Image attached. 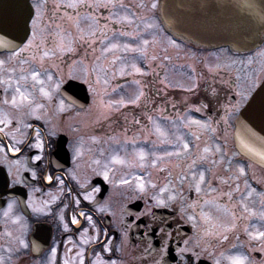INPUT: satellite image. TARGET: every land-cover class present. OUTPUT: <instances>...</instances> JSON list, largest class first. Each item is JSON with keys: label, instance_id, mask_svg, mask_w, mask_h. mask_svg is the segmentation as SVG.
Listing matches in <instances>:
<instances>
[{"label": "flooded vegetation", "instance_id": "af4514ba", "mask_svg": "<svg viewBox=\"0 0 264 264\" xmlns=\"http://www.w3.org/2000/svg\"><path fill=\"white\" fill-rule=\"evenodd\" d=\"M159 1L155 0L156 7L153 8L152 0H115V6L109 0H83V5L72 8L68 6L70 0L62 3L61 0H0V10L3 11L0 14V36L21 48L32 34L35 6L40 5L43 13L31 48L9 59L15 49L0 47V60L7 61L0 66V119L10 121L0 124L3 129L0 144L4 145L0 148L1 264H64L65 260L80 264L78 254L83 256L84 264H93L94 261L100 264H112L113 261L115 264H214L221 251L225 255L240 253L246 256L245 264H264V248H256L264 245V241L248 235L257 230L254 224L264 231V220L244 211L246 206L241 204L240 194L224 196L220 189L224 182L228 187L229 179L236 176L238 182L235 185L244 191L250 166L264 174V169L238 155L234 148V115L241 108V95L236 98L225 87H222L224 92L217 91L212 83L198 84L197 93L191 96L190 107H193L192 114L206 120L205 124L210 127H202L199 139L179 153L176 150L180 141L174 142L169 124L179 119L175 113L185 104L180 99H174L176 103L171 107L161 102L164 107L157 109L160 113H154V107L160 101L155 99L151 88L159 76L147 77L145 91L138 94L141 99L128 105L134 108L116 111L117 119H108L109 124L90 125V113L102 114L104 111L92 108L93 99L100 98L96 92L99 85L95 90L91 89V79L86 71L83 79L78 81L84 85L80 92L69 89L68 98H74L77 105L61 95V89L73 80L72 75L80 66L78 53L85 49L83 40L89 28L78 23L83 19L81 14H90L84 21L92 24L95 35L106 33L108 37L131 32L135 23L144 20L141 32L150 29L159 44L158 37H169L160 17ZM55 6L57 9L54 10ZM94 12L95 23L91 16ZM148 19L152 23L146 25ZM101 29L102 32L98 33ZM10 32L14 35L12 39ZM61 47H71V51H61ZM45 51L55 55L42 58ZM163 54L159 48L156 56L160 58ZM32 70L40 72L43 83L31 78L29 73ZM46 73L52 76L51 80ZM22 76H27V80H22ZM17 81L31 97L30 102L25 101L19 107L5 102L11 101ZM57 84L59 87H53ZM40 88L50 92L51 97L41 93ZM227 93H230L229 104L225 100ZM123 114L131 120L130 124L121 119ZM37 128L42 148L34 146ZM123 132L133 135L130 144H122L131 147L124 146L130 158L144 151L142 164L138 158L128 161L127 157L121 156L122 146L119 145L123 142L120 139ZM206 143H211L208 147L211 151L205 153L210 159L201 160ZM154 144H158L155 150ZM8 145L19 147L20 151H12ZM217 145L219 151H216ZM157 151L164 152L160 158L155 156ZM165 153L175 156L169 157ZM113 155L128 162L113 161ZM37 156L40 159H35ZM177 156L183 164H190L191 160L209 166L214 164L204 170L205 180L200 187L206 189L200 191V196L195 195V178L200 172L192 167L183 169L181 174L169 173L162 179L179 181L176 190L165 188L160 192L155 188L161 184L154 185V180L167 173L160 165L171 158L177 159ZM153 159L157 160L155 165L151 162ZM238 165L245 167L244 173L238 172ZM104 172L108 173L107 179ZM192 173L196 174L195 177ZM48 176L53 179L48 180ZM182 176L188 178L178 179ZM121 179L127 182L122 184ZM141 180L145 185L143 191L138 187ZM209 188L215 189L213 194ZM206 200L209 202L205 203ZM257 209L254 212L259 213L264 210V205ZM82 212L83 216L80 215ZM202 212L209 218L206 219ZM73 216L76 224L71 222ZM88 216L92 218L91 223ZM190 216L194 219L190 220ZM232 222L235 227L224 233L228 239L220 240L215 233L222 231L224 223ZM194 223L196 227H193ZM84 228L88 232L84 233ZM82 235L88 238V243H84ZM21 239L24 244L19 243ZM53 247L56 248L55 254L51 252ZM221 264L229 262L221 258Z\"/></svg>", "mask_w": 264, "mask_h": 264}, {"label": "rangeland", "instance_id": "374dc122", "mask_svg": "<svg viewBox=\"0 0 264 264\" xmlns=\"http://www.w3.org/2000/svg\"><path fill=\"white\" fill-rule=\"evenodd\" d=\"M82 1L83 0H80V4L78 6L83 5L81 4ZM55 9H57L56 6L54 7V10ZM93 11H95V9ZM95 13L96 12L91 14V16ZM87 14L89 13L87 12L85 14H81L80 17L83 19L82 21H78L79 24L81 22L82 25H85L89 28V31L86 35H84L85 38L83 40L85 43V49L80 54L82 58L84 57L85 61L83 59L82 61L78 62V64L80 63V66L76 67V71L73 73L72 79L77 82L81 81L83 79L84 72L86 71V75L92 79L90 80L91 89H96L91 81H93L96 86L99 85V89L96 92L100 98L99 100L98 98L93 99L94 107L92 108L104 111V113L100 114L97 111L90 113V125L109 124L110 122L108 119H117L116 114L118 111L116 112L115 110H120L122 106H125L123 109H126V107L134 108L127 106L130 103L120 104L110 102H118L121 99L125 101L134 99L139 93H143V91H145L144 86L148 82L147 77H150L151 79L153 76H159V80L157 82L154 81L151 88L155 99L157 98V100L160 101L154 107V113H160L159 111L157 112V109L164 107L161 105V102L164 104L168 103L169 107H171L174 103H176L174 99H180L185 104L182 105L181 109H178V111L175 113L179 119L177 118L172 120L169 124V129L172 130V134L175 136L174 142L180 141L179 148H182V141L191 143L196 140L197 136L201 135V125L194 122L201 121L203 123H207L206 120L194 116L192 114L193 107H190L191 103L193 102L191 96L197 93L198 84L206 82L212 83L213 87L215 86L214 88L217 91L221 90L223 92L224 90L222 87L229 88V91L232 92L231 95L234 97L241 95L239 99V107L242 108L246 103V100L258 86V83L264 77V56L259 54L262 50H264V44L260 47H257L256 49L250 50L249 52L243 51L242 53H236L230 51L228 47H220L211 51V54H208L205 50H196L189 48L187 45L176 43L170 36L168 37L165 35L163 39L161 36L158 37L159 44L156 46L154 43L156 36L154 35L153 31L149 29L145 33L141 32L142 25L145 22L144 20L138 24L135 23L136 27L131 31L133 35H127L124 33H116L115 36L111 37L106 36V33L88 35V33L92 32L93 26L91 23L84 21L87 17ZM146 22L147 24L152 23V21L149 19L146 20ZM102 30L103 29H101V31L98 33L102 32ZM144 40L148 41L147 45L143 44ZM113 43L118 44L120 47L116 49L110 48L108 52L103 51L104 48H107L109 44ZM125 45H133V48L125 51ZM161 45L164 49H166L162 50ZM158 46L161 51H170V54H168V59H164L162 58V55H160L161 60L164 59L162 62L163 65L161 67L159 66L161 65L159 58L156 59L155 65L153 64L154 60L152 59L155 54V50L158 49ZM169 46L172 48L169 49ZM135 47L144 48L145 51L143 53L135 51ZM114 56L119 57V59L114 60ZM133 63L136 66L142 68L144 71L142 73H136L132 68ZM125 65H127V67H125ZM81 67L84 69L79 72ZM99 68L101 70L98 75L97 70ZM121 68L124 69L123 75H121L120 72ZM159 68H161V71H159ZM98 77L99 82H97ZM105 80H107V84L104 83ZM136 81H139V83H136ZM193 85L196 87H192ZM229 94L230 93L226 94L225 100L228 101L227 104L230 103ZM112 110H114L115 113L112 112ZM126 116V114H123L121 119L124 120L126 124H130L131 120H127ZM154 120L157 121L158 118H154ZM224 122L226 123V121ZM154 124L156 125V123ZM169 133L170 131L168 130V134ZM132 137L133 135L129 136L125 132L120 134V139L121 141L123 140L121 145H119L120 147L122 146L120 151L121 156L124 158L127 157L128 161H134L137 158L140 159L139 155L130 158L128 149L126 148L131 147L127 144L122 145L124 143L130 144L129 141ZM210 144L211 143L207 145L206 143L204 147L208 148ZM157 146L158 144H154V150L157 149ZM163 153L164 152L160 153L157 151L155 156H159L160 158ZM168 156L173 157L175 154L171 153V155ZM203 156L206 157L207 160L210 159L209 155L205 154V152H203ZM179 158V156H177V159L171 158L160 165L162 171L167 173L162 174L159 180H154V185L155 183L161 184L159 186H155V188L160 189L163 187L171 190L177 189L179 181L168 182L162 179L167 178V174L169 173L181 174L183 169L192 167L190 164L181 163V159ZM212 166L214 167V164L209 166L205 163H196V166L192 168L196 172H200L204 171L206 168L209 169ZM165 168H168V170ZM183 178L188 177L182 176L181 179ZM195 179L196 184V181L199 179V177ZM230 181L233 182V184L229 183ZM237 182L238 180L236 179V176H233L229 179L227 183L228 187H225L226 182H224L220 187L221 192L225 193L223 195L226 196L227 193L240 194L238 198H241V204L246 206L251 211H257L258 206L264 205V195H262L264 194V174L256 172L254 167L250 166L244 191L242 190L243 188H240V186L237 187L235 185ZM211 183L213 185V180H210V184ZM220 183L222 182L220 181ZM203 189H206V187L201 186V190ZM211 192L212 194L214 193V191ZM195 195L200 196V192L197 193L195 191ZM221 196L222 195H219V197ZM254 226L257 228V230H259L257 224H254ZM256 248L262 250L264 245H257Z\"/></svg>", "mask_w": 264, "mask_h": 264}, {"label": "water", "instance_id": "95a60500", "mask_svg": "<svg viewBox=\"0 0 264 264\" xmlns=\"http://www.w3.org/2000/svg\"><path fill=\"white\" fill-rule=\"evenodd\" d=\"M161 15L173 33L204 47L250 50L260 44L264 33V0H161ZM9 37H14L12 32ZM72 86L80 92L78 84L70 82L65 96ZM233 140L241 156L264 168L258 155L264 150V79L240 110Z\"/></svg>", "mask_w": 264, "mask_h": 264}, {"label": "snow or ice", "instance_id": "6c2138e0", "mask_svg": "<svg viewBox=\"0 0 264 264\" xmlns=\"http://www.w3.org/2000/svg\"><path fill=\"white\" fill-rule=\"evenodd\" d=\"M62 2H63V0H61V3ZM109 2L110 3H113V6H115V0H109ZM79 4H80V0H70L68 6L69 7H72V8H76ZM59 6L60 5L58 4L57 7H59ZM121 6H123V5H121ZM35 7H36L37 11H36V15L34 17H32V34L27 37V42L24 45V48H21L19 45L15 44V43H13L11 41H8L6 37L0 36V47H7V48L15 49V51L12 52L11 56L9 57V59L15 58L17 53H22L23 51H25L26 49L31 48L34 45V43L36 41V37H37V30L36 29H37L38 21H39V18L43 15V13L40 10V5H36ZM151 7H153V8L156 7L155 0H152ZM90 18H92V17L90 16ZM92 19H93V23H95L94 18H92ZM124 19H128V17H124ZM93 34H94V32L88 33V35H93ZM126 34L127 35H133V33H131V32H128ZM143 44L144 45H147L148 44V41L147 40H144L143 41ZM119 47L120 46L118 44H114L113 43V44H109V46L107 48H104L103 51L104 52H108L110 48L111 49H116V48H119ZM130 48H133V45H125L124 46L125 51H127ZM64 50L71 51V47H69L67 49H64L63 47H61V51H64ZM134 50L135 51H138V52H141V53H143L145 51V49L144 48H141V47H135ZM259 54L261 56H264V50H262L261 53H259ZM50 55H55V53H52V52H49V51H45V52L42 53V58L43 57L50 56ZM33 58L35 59V57H33ZM113 59L116 60V59H119V57H115L114 56ZM152 59L155 60L156 57L153 56ZM165 59H168V57L165 56ZM6 62L7 61H5V60H0V66L4 65ZM20 63L23 64V63H25V61H20ZM125 67H127V65H125ZM132 68H133V70L136 73H142L144 71L142 68L136 66L134 63L132 65ZM9 71H12V69H9ZM22 71H23V69H22ZM120 72H121V75H123L124 74V69L121 68ZM29 74H30L31 78L34 81L35 80H39L40 83H43V81L40 80V75L41 74H40L39 71L32 70ZM46 75H47L48 80H51L52 79V76L50 74H47L46 73ZM27 78H28L27 76H22L21 77L22 80H27ZM9 80H11V77H9ZM97 82H99V77L97 78ZM104 83L107 84V80H105ZM136 83H139V81H136ZM53 87H59V85L58 84L57 85H53ZM181 87H182V85H181ZM192 87H196V86L193 85ZM40 92L43 93L45 96L51 97V93L48 92V91H46L44 88H40ZM142 94L143 93H140V95H142ZM140 95H137L135 97V99H132V100L125 101V100L121 99L118 102H110V103H120V104L132 103V104H135L140 99ZM30 99H31V97H30V93L28 92V90L26 88H23L20 85V82L17 81V85L15 87V91H14V94L12 96L11 101L5 100V102L6 103H11L12 105L19 107L25 101H29L30 102ZM62 103L63 102L61 101V104ZM37 107H39V105H37ZM205 107H206V105H205ZM197 110H199V109H197ZM225 117H227V112L225 113ZM149 119H151V117H149ZM5 123H10V121H7L6 119H0V124H5ZM194 123L201 125V127L205 128V129H207V128L210 127L209 124H205V123H203L201 121H195ZM28 127H31V125H28ZM0 131H3V129H0ZM157 131L159 132L160 129L157 128ZM212 131L215 132V129H212ZM5 135L6 136L7 135H10V133H5ZM161 135H163V133H161ZM93 139H95V138H93ZM196 139H199V136H197ZM169 143H171V141H169ZM182 145H183L182 148H178L176 150L178 153L179 152H182V151H186L190 147V144L187 141H182ZM34 146L36 148H42L43 147V144H42V142L40 140L39 128L36 129V143H35ZM3 147H4V145L0 144V148H3ZM8 147L12 151H15V152H19L20 151V148L19 147H12L11 145H8ZM219 150H220L219 149V145H217V151H219ZM251 150L252 151H256L255 148H252ZM209 151H211L209 148H207V147L204 148V152L205 153H207ZM138 155L140 157V162L142 164L143 163V157H144L145 153L143 152V150H141ZM165 155H171V153H165ZM258 155L262 158V161H264V150L259 151ZM35 159L38 160V159H40V157L37 156V157H35ZM200 159L203 160V159H205V157L204 156H201ZM112 160L113 161H116L118 163H126V162H128V161H125V160L121 159L119 156H116V155H113L112 156ZM151 162H152V164L155 165L157 163V160L153 159ZM190 165L192 167H195L196 166V161L195 160H191L190 161ZM237 170H238L239 173H244L245 172V167L244 166H241V165H238L237 166ZM33 175H35V173H33ZM103 175H104L105 179H107L108 173L107 172H104ZM192 175H193V177H195L196 174L195 173H192ZM47 179L48 180H52L53 177L52 176H48ZM178 179H181V177H178ZM204 180H205V172L204 171H200V173H199V179L196 181V185H195V190H196L197 193H199L201 191L200 184ZM119 182L123 184V183H126L127 181L121 179ZM61 183H63V182L61 181ZM149 183H150V181H149ZM245 183H247V181H245ZM138 187L140 188L141 191L144 190L145 185L142 182V180L138 184ZM164 191H165V188H163V187L160 188V192H164ZM209 191H215V189L209 188ZM249 194H251V193H249ZM227 195L231 196V193H227ZM262 195H264V194H262ZM86 198L90 199L91 197H86ZM54 199H55V197H54ZM170 199H171V197H170ZM159 202L160 203H164L163 200H160ZM208 202L209 201H207V200L205 201V203H208ZM76 203L79 204V201L77 200ZM195 203L196 202L193 201V205H195ZM9 207H11V205H9ZM225 211H227V208L225 209ZM244 211L245 212H249L250 215H259L261 217V219L264 220V210H261L259 213H256L254 211L249 210L247 207H245L244 208ZM80 215L83 216L84 213L82 212V213H80ZM202 215L205 216L206 219L209 218V217H207V214H205L203 212H202ZM232 216H233V221H234L235 220L234 213L232 214ZM87 219H88L89 223H91V220H92L91 216H88ZM189 219L192 220V219H194V217H191L190 216ZM71 222L73 224H76L77 223V220H76V217L75 216L72 217V221ZM64 227L67 228L68 225L65 224ZM193 227H196L195 223L193 224ZM234 227H235V223L234 222H232V223H224L222 225V231H217L215 233V235L218 236L220 240H227L228 239V236L225 235L224 233L227 232V231H229L231 228H234ZM245 231H247V228L245 229ZM83 232L84 233L88 232V229L87 228H84L83 229ZM248 235L252 239H261L262 241H264V231L255 230L253 232L248 233ZM69 239H71V237H69ZM81 239L84 240V243H88V238H85L83 235L81 236ZM19 243L20 244H24L25 242H24L23 239H21L19 241ZM104 248L107 249V245H104ZM186 250L187 249H184V250L178 249V251H186ZM51 252L53 254H55L56 253V248L53 247L51 249ZM81 252H83V249H81ZM97 255H99V254L97 253ZM78 257H79V260H80V264H84V258H83V256L78 254ZM221 258L227 260L229 262V264H245V261L247 259L246 256H244V255H242L240 253H236V254H233V255H225V253L223 251H221L219 253L218 258L215 260L214 264H221ZM64 264H70V261L69 260H65ZM93 264H100V262L99 261H94ZM112 264H115V262L113 261Z\"/></svg>", "mask_w": 264, "mask_h": 264}]
</instances>
